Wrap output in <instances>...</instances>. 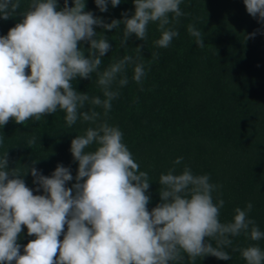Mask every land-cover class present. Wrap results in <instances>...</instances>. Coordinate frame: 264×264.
<instances>
[{"label":"clouds","instance_id":"9594fccd","mask_svg":"<svg viewBox=\"0 0 264 264\" xmlns=\"http://www.w3.org/2000/svg\"><path fill=\"white\" fill-rule=\"evenodd\" d=\"M243 2L248 14L264 24V0ZM95 3L106 12L109 3L116 7L121 0ZM133 3L130 16L123 12L122 19L105 22L85 11V0H72L71 6L64 0L60 10L58 0H30L21 12L23 19L0 35V126L10 119L17 124L39 121L58 110L65 113L68 128L78 120L90 125L71 140L78 170L70 188L67 182L74 178L69 167L58 163L45 176L34 166L23 172L9 169L7 151L0 156V264H178L185 255L191 261L208 255L230 260L224 249L232 245L231 237L244 233L252 241L264 239V231L249 218L251 203L235 208L230 222H221L224 200L213 199L219 186L187 165L180 172L172 167L160 174L161 202L148 210L151 179L123 142L119 126L107 118L119 89L129 83L127 68L132 67V80L142 85L151 62L143 60V46L137 45L135 57L125 55L101 71V58L111 45L96 28L110 31L123 25L121 44L126 45L133 34L146 40L149 24L156 23L160 37L154 43L167 48L179 35L174 23L185 13L182 0ZM18 9L20 0H0V18L7 20ZM187 31L203 48L201 30L189 24ZM152 58L158 59L159 53L153 52ZM93 73L102 95L90 97L74 88L78 77L92 78ZM35 143L31 137L27 146ZM182 161L177 157L173 165ZM29 171L43 194H33L26 186L22 177ZM22 226L35 237L23 245V254L17 242ZM232 251H239L246 264H264L258 244Z\"/></svg>","mask_w":264,"mask_h":264},{"label":"trees","instance_id":"16d2710c","mask_svg":"<svg viewBox=\"0 0 264 264\" xmlns=\"http://www.w3.org/2000/svg\"><path fill=\"white\" fill-rule=\"evenodd\" d=\"M29 3L30 0H20V9L13 16L0 18V35H6L23 19L21 12ZM68 3L71 6L72 0ZM85 4V11L105 22L122 19L123 12L129 16L134 12L133 0H121L116 7L109 3L106 12L100 11L95 0H85ZM63 5L64 0H58L57 10ZM180 7L185 15L173 25L179 35L167 48H158L154 43L160 37L156 23L149 24L146 40L133 34L126 45L121 44L123 25L110 31L96 28L111 45L101 58V71L125 55L135 57L137 45L143 46V60L151 62L142 85L132 80V67L127 68L129 83L119 89L120 95L113 100L108 122L119 126L123 142L140 170L151 179L146 193L151 197L149 211L161 202L160 174L172 167L180 172L187 165L194 174L209 175L210 182L219 186L213 199L224 200L221 222H230L235 208L243 209L251 203L249 218L264 231V24L248 14L243 0H182ZM189 24L201 30L203 48L188 33ZM253 32L256 35L251 37ZM82 46L89 47L87 42ZM153 52L159 53L158 59L153 60ZM96 81L93 73L92 78L78 77L73 86L90 97L102 95ZM64 116L58 110L39 121L17 124L10 119L0 126V156L7 151L8 168L23 172L34 166L50 176L59 163L70 168L74 179L66 186L72 187L78 162L70 151L71 140L90 125L78 120L68 128ZM31 137H36V143L29 147ZM177 157H183V161L173 165ZM22 178L33 194H43L42 188L37 191L30 171ZM22 227L17 241L22 246L21 254L23 245L35 239L28 236L26 226ZM231 239L232 245L224 249L230 260L208 255L191 261L185 255L178 264H246L233 248L258 244L264 250V239L252 241L244 233Z\"/></svg>","mask_w":264,"mask_h":264}]
</instances>
